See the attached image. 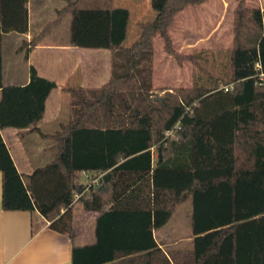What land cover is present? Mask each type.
<instances>
[{
    "label": "trees",
    "instance_id": "16d2710c",
    "mask_svg": "<svg viewBox=\"0 0 264 264\" xmlns=\"http://www.w3.org/2000/svg\"><path fill=\"white\" fill-rule=\"evenodd\" d=\"M53 21L24 41L28 52L70 17L69 44L113 54L98 88L63 90L69 118L51 136L52 160L20 175L0 135L2 209L37 211L49 228L73 237L74 196L99 214L96 243L73 249L72 264H264V9L235 0L228 80L167 90L157 101L152 56L158 36L178 65L170 30L178 14L208 0H149L124 48L129 11L113 0H64ZM28 0H0V130L37 131L54 82L29 69L24 86H4L2 36L27 34ZM224 87H228L227 91ZM103 173L96 188L82 173ZM191 199V246L163 251L153 231Z\"/></svg>",
    "mask_w": 264,
    "mask_h": 264
},
{
    "label": "rangeland",
    "instance_id": "374dc122",
    "mask_svg": "<svg viewBox=\"0 0 264 264\" xmlns=\"http://www.w3.org/2000/svg\"><path fill=\"white\" fill-rule=\"evenodd\" d=\"M248 9H264V0H244ZM64 0H30L29 5V38L37 36L45 25L53 21L56 11L63 7ZM235 0H208L205 3L188 7L178 14L170 30V37L175 52L183 56L193 57L178 65L175 59L163 50L161 39L157 36L153 43L152 56V88L158 99L167 91L177 88H190L193 84L202 85L206 81H220V88L228 80V54L233 46V19ZM115 8L129 11L127 36L122 46L129 48L139 37V23L153 20L155 12L151 9L149 0H113ZM70 17L61 26L44 38V43H64L68 39ZM26 35L11 33L2 36V76L3 82L21 84L28 75L29 66L34 60L26 59V50L22 44ZM86 53H103L109 58L106 61L95 62V66L103 68L110 66V53L105 50H85ZM101 59L102 56H97ZM113 61V55H112ZM31 63V64H32ZM112 63V62H111ZM103 70V69H102ZM112 69H110L111 72ZM109 72V74H110ZM73 80L68 88L80 86V81ZM87 86L97 87L95 80H89ZM82 85V84H81ZM62 97V110L59 118L47 128L44 133H55L61 124L69 118V96ZM29 153V158L36 166H44L51 162L53 140L31 134L22 141ZM42 148V149H41ZM191 199L180 204L167 225L162 229L172 238H185L191 235ZM190 242H179L174 248L186 249Z\"/></svg>",
    "mask_w": 264,
    "mask_h": 264
},
{
    "label": "crops",
    "instance_id": "0c3cea01",
    "mask_svg": "<svg viewBox=\"0 0 264 264\" xmlns=\"http://www.w3.org/2000/svg\"><path fill=\"white\" fill-rule=\"evenodd\" d=\"M29 5L30 0L27 3L28 29ZM25 35V41L29 42L31 37L29 38L28 32ZM44 38L34 49L28 52L27 57L28 60L31 59L35 62L33 65L31 61L32 64L30 63L29 69L33 67L39 77L54 82L56 85V88L51 91L45 102L44 116L37 124L38 132L24 131L25 133L19 136V132L16 129L7 128L0 130V135L10 153L16 170L23 176H28L35 169L45 166L33 164L22 141L31 134H38L42 138L52 139L51 136L56 132L44 133L43 130L45 132L48 131L47 128H50V125L61 115L62 103H64L62 102V97L67 94L63 90L98 88L105 84L111 75L110 69L113 54L110 51V66L105 69L104 67L98 68L94 63L107 61L109 57L101 52H84L85 50L92 49H81L70 46L69 32L68 39L64 43H44ZM99 55L102 56L101 59L96 58ZM75 78L82 85L68 88V84L75 80ZM89 80H95L99 86H87ZM28 82L29 71L21 84L12 85L24 86ZM3 85L12 86L4 82ZM102 176L103 173H82L77 182L80 186L86 187L89 185L96 188L91 183L93 180H100ZM79 196V194H76L73 201V237L71 239L67 234H60L51 230L49 223L37 211H4L1 203L2 176L0 173V264H72L73 249L92 246L96 243L95 229L99 216L97 212L85 211L78 202ZM165 226L153 231V238L160 249L163 251L178 249L174 247L178 246L179 242L182 241H186V243L190 242L191 246V235L180 239L177 237L172 238L169 234L162 231Z\"/></svg>",
    "mask_w": 264,
    "mask_h": 264
},
{
    "label": "built area",
    "instance_id": "2783aa9c",
    "mask_svg": "<svg viewBox=\"0 0 264 264\" xmlns=\"http://www.w3.org/2000/svg\"><path fill=\"white\" fill-rule=\"evenodd\" d=\"M227 89H228V87H224L225 91H227ZM98 183H99V180L96 179V180H93L91 184H94L95 186H97ZM89 187H90L89 185L86 186V188H89Z\"/></svg>",
    "mask_w": 264,
    "mask_h": 264
},
{
    "label": "water",
    "instance_id": "95a60500",
    "mask_svg": "<svg viewBox=\"0 0 264 264\" xmlns=\"http://www.w3.org/2000/svg\"><path fill=\"white\" fill-rule=\"evenodd\" d=\"M155 100H157V101H161V99H158V98H157V99H155Z\"/></svg>",
    "mask_w": 264,
    "mask_h": 264
}]
</instances>
